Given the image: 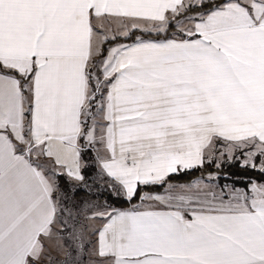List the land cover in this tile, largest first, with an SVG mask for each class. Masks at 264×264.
I'll return each instance as SVG.
<instances>
[{
	"label": "snow or ice",
	"instance_id": "snow-or-ice-1",
	"mask_svg": "<svg viewBox=\"0 0 264 264\" xmlns=\"http://www.w3.org/2000/svg\"><path fill=\"white\" fill-rule=\"evenodd\" d=\"M0 264H264V0H0Z\"/></svg>",
	"mask_w": 264,
	"mask_h": 264
},
{
	"label": "trees",
	"instance_id": "trees-1",
	"mask_svg": "<svg viewBox=\"0 0 264 264\" xmlns=\"http://www.w3.org/2000/svg\"><path fill=\"white\" fill-rule=\"evenodd\" d=\"M224 171H228L229 173H235L241 177H245V176H255V173L252 172H244L241 169H239L237 166H225V168L223 169ZM207 172L206 169H198V170H193L190 174H185V175H180V176H173L172 177V182L174 183H182V182H188L190 181V179H192L193 177L200 175L202 173ZM87 175V174H86ZM223 182V181H221ZM65 186L64 183L62 182V187ZM95 191H97L95 193ZM155 191H161V189H156V188H144L141 187L139 189L140 193H144V192H155ZM79 194H83L86 196H94L95 198H98V200L104 201L105 199L108 200V202L110 204H114L116 207L119 208H126L129 207L130 204H128L126 201L121 200H117L115 198H113L111 196V194L104 190L103 188H97V187H92V189L89 190H82L76 193V196H78ZM139 201V195L132 201V203H136Z\"/></svg>",
	"mask_w": 264,
	"mask_h": 264
},
{
	"label": "rangeland",
	"instance_id": "rangeland-1",
	"mask_svg": "<svg viewBox=\"0 0 264 264\" xmlns=\"http://www.w3.org/2000/svg\"><path fill=\"white\" fill-rule=\"evenodd\" d=\"M205 176L207 175V172H205V173H203ZM201 176V174L200 175H197V176H195V177H193L192 179H190V180H194V179H196V178H198V177H200ZM90 189H92V187L90 188ZM84 190H89V188H85ZM97 191H95V193H96ZM76 198V200H89V201H94V202H100V203H103L104 201H101V200H98V198H95L94 196H86V195H83V194H79L78 196H76L75 197Z\"/></svg>",
	"mask_w": 264,
	"mask_h": 264
},
{
	"label": "crops",
	"instance_id": "crops-1",
	"mask_svg": "<svg viewBox=\"0 0 264 264\" xmlns=\"http://www.w3.org/2000/svg\"><path fill=\"white\" fill-rule=\"evenodd\" d=\"M182 183H186V182H182ZM177 184H180V182L179 183H177ZM133 204H139V201L138 202H136V203H133ZM131 206V205H130ZM129 206V207H130ZM127 208V207H126Z\"/></svg>",
	"mask_w": 264,
	"mask_h": 264
}]
</instances>
